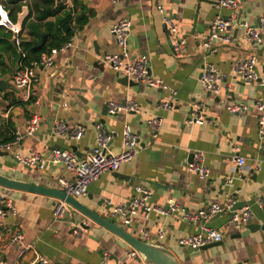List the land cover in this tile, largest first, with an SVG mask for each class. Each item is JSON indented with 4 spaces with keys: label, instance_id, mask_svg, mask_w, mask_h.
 Segmentation results:
<instances>
[{
    "label": "crops",
    "instance_id": "crops-1",
    "mask_svg": "<svg viewBox=\"0 0 264 264\" xmlns=\"http://www.w3.org/2000/svg\"><path fill=\"white\" fill-rule=\"evenodd\" d=\"M111 1L73 0L71 10L86 22L75 32L73 47L58 55L53 68L36 70L38 82L33 91L38 104L32 100L22 102V92L18 90L0 92V126L12 123V134L23 130L33 117L39 118L36 136L25 137L12 153L40 154L48 160L52 150L61 149L72 150L79 159H85L95 148L96 126L102 124L107 133L116 135L111 152L120 154L125 149L123 130L128 125L139 138V155L117 172L104 173L90 185L86 197L77 199L99 215L117 219L111 217L112 208L129 204L137 196L135 188L141 186L151 191V206L166 207L173 202L179 211L171 216L153 211L147 217L140 212L129 226L117 219L133 236L141 239L143 231L149 232L153 236L149 242L170 249L181 264H264V229L241 236L251 224L264 228V208L256 203L257 198L264 197V152L260 150L256 109L257 101L264 103V87L233 78L235 63L252 57L256 58V72L264 78V31L262 42L254 45L246 38L244 28L233 29L231 42L216 41V52L208 54L202 41L212 21L230 13L221 9L217 0ZM237 1L241 20L256 26L264 17V0ZM158 6L164 7L165 14L174 18L178 30L186 36L187 51L183 55L173 52L172 36ZM28 15L29 7L24 6L16 23L15 38L22 35L25 40L31 39L27 30L22 31ZM122 18L132 22L128 39L132 55L147 56L152 76L167 89L124 81L103 61L120 52L110 30ZM50 21L55 22L56 18ZM6 63L7 73L0 80L15 87L14 76L20 65L8 57ZM206 63L228 77L220 83L218 94L208 92L201 82ZM111 102L132 103L136 111L111 116ZM165 104L173 105L172 109L165 110ZM231 105L247 110L231 113L227 110ZM200 111L206 124H189L188 119ZM157 118L162 123L155 135L148 122ZM58 123H64L69 131L83 126L85 135L78 141L69 135H57ZM197 153L202 154L209 170L205 179L184 165L192 162ZM240 157L246 160L243 168L236 164ZM0 173L55 189H61L59 177L73 179L63 167L48 161L44 169L24 167L13 154L0 155ZM229 178L234 179L233 187L225 185ZM0 191L12 200L16 210L15 215L0 219V261L4 264H29L35 254L56 264H104L105 256H109L106 264H144L141 258L128 259L130 246L97 224L86 220L89 229L76 227V220L83 216L73 208L67 206L64 215L55 218L58 200L2 187ZM227 194L236 196L237 210L251 207L249 224L235 227L230 212L208 223L183 220V208L195 213L223 201ZM205 226L222 232L223 241L218 246L195 251L178 244L180 238ZM160 229L166 233L163 240L157 238ZM16 233L34 245V250L24 257L20 256L21 245H7Z\"/></svg>",
    "mask_w": 264,
    "mask_h": 264
},
{
    "label": "built area",
    "instance_id": "built-area-1",
    "mask_svg": "<svg viewBox=\"0 0 264 264\" xmlns=\"http://www.w3.org/2000/svg\"><path fill=\"white\" fill-rule=\"evenodd\" d=\"M123 0H112V4H117ZM68 10L73 9V0H64ZM217 4L221 9L229 10L228 16L219 15L211 23L209 32L203 38L202 47L208 54H214L216 48L215 42L218 40L231 42L230 32L233 29L244 28L246 38L254 45L262 42V31H264V17L260 19L256 26L250 25L248 22L240 18V6L237 0H217ZM159 12L164 15L163 22L172 36L173 52L180 56L187 51L186 36L181 33L176 25L174 18L165 14L163 6H158ZM73 24H75V14H73ZM0 26L7 28L13 33H17V26L13 24L9 18V13L3 5H0ZM132 22L128 18H122L117 21L110 30L114 37L120 52L118 54L109 55L104 58L105 64L109 65L114 72L122 75L135 83H143L153 88L167 87L158 79L154 78L150 70V62L147 56H133L129 46L128 39L131 34ZM77 32V31H76ZM75 41V33L70 40L61 48H53L44 53L39 60L32 62L29 66L20 67L14 76V85L16 90L22 92V102L34 101L38 104L39 99L37 94L33 91V85L38 82L36 70L43 68L50 70L54 67L58 55L73 47ZM21 41L16 38V45L20 49ZM256 58L252 57L248 60L237 61L234 65L233 78L244 82L247 85L259 84L264 87V78L259 76L256 72ZM228 78L226 74L219 71L214 65L206 63L201 77V82L210 93H219V86L222 80ZM165 110L172 109L173 105H163ZM200 109L199 106H196ZM256 109L259 112L258 116V136L260 142V150L264 152V103L262 101L256 102ZM231 113H242L247 110L246 107H239L231 105L227 108ZM136 108L132 103L125 102L123 104L111 102L108 105V114L117 116L121 113L135 112ZM207 119L202 111L193 115L188 119L189 124H206ZM161 118L154 119L148 122L149 127L156 135ZM39 118L33 117L29 120L27 126L23 130H17L15 140L0 144V153L7 152L13 154L15 161L27 168L44 169L46 161L51 162L54 166L63 167L73 179L68 180L65 177L58 178V185L68 195L75 198L86 197L88 195L89 187L92 183L97 181L106 172H117L120 167L135 159L140 153L139 138L132 131L131 127L126 125L123 130V141L125 149L120 154H114L110 150V145L115 138V134H109L102 124L96 126V145L91 153L85 159H79L77 154L72 150H52L48 156V160L43 158L40 154L22 155L20 153H12L13 147L20 144L25 137H35L38 132ZM86 128L77 126L74 130L69 131L64 123H58L55 129L57 135H69L72 140L78 141L85 135ZM236 164L238 167H244L246 164L245 158H237ZM184 165L191 172L198 173L201 178L205 179L209 176V170L203 163V156L201 153L194 155V160L190 163L185 162ZM227 187L234 186V179L229 178L225 183ZM137 196L130 201L129 204H119L110 211L111 217L122 220L125 225H131L132 219L140 212L144 216H148L153 211L159 212L164 216H171L173 213L179 211L178 206L170 202L166 207H153L149 204L152 193L150 190L141 186L135 188ZM258 206L264 208V197L256 199ZM237 206V199L234 194H227L223 201H217L205 209L198 212H189L186 209L183 211V220L187 222L203 221L208 223L213 218L225 212L232 214L231 223L241 228L243 225L249 224L252 219V212L250 206H245L242 209H234ZM67 205L64 202L58 201L54 208L55 218H60L64 215ZM16 210L11 199L0 191V219L8 215H15ZM166 236L164 230L157 232V238L163 240ZM152 235L143 231L141 240L149 242L152 240ZM223 241L222 232L210 227H203L199 232L185 236L178 240V244L182 247L190 248L192 250H199L211 244L220 243ZM8 247L21 245V257L26 256L29 252L34 250L33 244L25 242L24 236L21 233L11 235L8 241ZM128 259L140 258L139 254L130 250L127 253ZM109 260V256H105L104 264ZM0 264H4L0 261ZM29 264H56L47 260L45 257L35 254ZM125 264V263H118Z\"/></svg>",
    "mask_w": 264,
    "mask_h": 264
},
{
    "label": "trees",
    "instance_id": "trees-1",
    "mask_svg": "<svg viewBox=\"0 0 264 264\" xmlns=\"http://www.w3.org/2000/svg\"><path fill=\"white\" fill-rule=\"evenodd\" d=\"M0 5L8 11L13 24L18 22L23 7L28 6L29 15L22 24V31L27 30L31 36L30 40L23 39L22 35L17 37L21 41L19 49L14 33L0 26V78L7 73V57L13 58L20 67L29 66L49 50L65 45L86 22L83 16H78L75 11L67 9L64 0H0ZM52 18H56V21L51 22ZM44 36H48L46 46L42 50L35 49L42 43ZM12 131L14 127L10 122L0 126V144L15 140Z\"/></svg>",
    "mask_w": 264,
    "mask_h": 264
},
{
    "label": "water",
    "instance_id": "water-1",
    "mask_svg": "<svg viewBox=\"0 0 264 264\" xmlns=\"http://www.w3.org/2000/svg\"><path fill=\"white\" fill-rule=\"evenodd\" d=\"M48 42V36H44L42 43L37 46L35 49L42 50ZM124 81L128 80L124 77ZM132 82V81H131ZM133 84V82H132ZM11 88L13 91H17L15 87L12 85L7 84L3 80H0V92L5 91L6 89ZM116 137V135H115ZM75 150V148H73ZM1 156L8 155L7 153H0ZM256 177H253V180ZM0 187L10 189V190H17L22 192H27L36 195L47 196L50 198H54L58 201L64 202L68 207L73 208L77 211L83 219L78 218L76 220V227L81 229H89L90 226L86 222L89 220L94 224L106 229L107 231L115 234L122 240H124L132 250L136 251L140 258L143 259L144 264H181L179 258L167 247L156 244L153 242H147L141 240L132 234L125 228L119 225L117 219L106 218L99 215L96 211L88 208L86 205L81 203L77 198L68 196L63 190L55 189L51 187L42 186L39 184H33L21 180H17L8 176H5L0 173ZM234 209H238L237 206ZM222 214H226L222 213ZM262 226L258 225H249L247 231L242 234L241 236H247L250 233L256 232L258 230H263ZM240 237V236H239ZM220 243L211 244L204 248L195 251H205L209 250L214 246H218Z\"/></svg>",
    "mask_w": 264,
    "mask_h": 264
}]
</instances>
